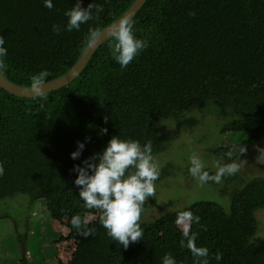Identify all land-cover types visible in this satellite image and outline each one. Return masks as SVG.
Masks as SVG:
<instances>
[{"label": "trees", "instance_id": "16d2710c", "mask_svg": "<svg viewBox=\"0 0 264 264\" xmlns=\"http://www.w3.org/2000/svg\"><path fill=\"white\" fill-rule=\"evenodd\" d=\"M74 2L53 0L49 10L42 0H0L8 65L3 75L8 80L31 87L30 78L41 71L48 73L43 83L61 76L89 43L90 32L111 24L133 0H97L103 7L98 20L82 24L79 31L53 33V24H66L64 13ZM89 2L82 0V6ZM132 20L137 37L149 46L126 68L112 59L106 39L84 70L61 88L34 98L0 88V212L6 206L17 208L10 203L22 200L27 208L44 203L54 220L70 221L73 215L83 220L91 209L78 196L73 165L101 151L112 135L141 145L151 141L154 158L175 143L172 126L186 124L192 116L211 117L210 174L217 161L230 162L226 153L234 146L245 148L239 160L264 143V0H146ZM101 128L107 133L101 134ZM86 137L80 159H71L76 141ZM159 168L155 182L177 178L174 172L185 170L170 162ZM245 170L218 184L207 182L222 200L201 197L152 221L142 217L146 200L143 238L127 248L112 241L98 215L90 224L93 235L78 239L65 264H162L166 253L176 264H196L197 258L181 246L184 231H158L162 224L179 221L182 211L200 218L189 232L196 235L198 247L208 248V264H264L256 216L264 209V175ZM7 216L0 213V218ZM12 223L24 252L31 227H24L22 218ZM39 257L37 264H44Z\"/></svg>", "mask_w": 264, "mask_h": 264}, {"label": "clouds", "instance_id": "9594fccd", "mask_svg": "<svg viewBox=\"0 0 264 264\" xmlns=\"http://www.w3.org/2000/svg\"><path fill=\"white\" fill-rule=\"evenodd\" d=\"M42 2L45 8H53V0ZM102 11L103 7L97 0H91L86 7L82 6V0H75L72 7L64 13L66 24L63 27L53 24L52 31L56 34L61 31H79L82 24L98 20ZM97 34L96 31L90 32L89 40H93ZM107 46L111 50L112 59L123 69L149 45L146 39L137 37L134 21L122 16L109 27ZM6 56L5 40L0 36V74L8 68ZM47 75L46 71H41L30 78V86L37 95L43 92L41 86ZM100 133H107V129L101 128ZM88 139L86 137L85 141H76L75 150L69 154L71 159H80ZM244 151L245 148L237 150L234 146L226 153L230 162H216L215 174L206 170L204 161L194 152L189 157L188 171L201 185L209 181L218 184L223 177L240 171L238 158ZM3 171V165L0 164V175ZM72 171L75 173L73 183L78 189V196L86 208L99 212V222L112 241L127 248L143 238L140 225L142 208L145 201L155 195L154 182L160 175V168L152 155L151 141L141 145L138 140L112 135L101 151L94 152L79 164H74ZM179 219L185 222L181 246L186 247L197 258L196 264H208V248L198 247L195 243L196 235L190 234L188 230L190 222H199V216H194L191 211H182ZM70 224L84 237L93 235V231L84 224L80 215H73ZM221 258L220 253L215 255L217 262ZM162 264H176V260L171 253H166L162 257Z\"/></svg>", "mask_w": 264, "mask_h": 264}, {"label": "rangeland", "instance_id": "374dc122", "mask_svg": "<svg viewBox=\"0 0 264 264\" xmlns=\"http://www.w3.org/2000/svg\"><path fill=\"white\" fill-rule=\"evenodd\" d=\"M192 117L195 119L187 121L186 124H179L170 128L177 138L175 143L166 154L154 157V161L158 166L170 162L179 169L181 167L185 170L174 172L177 175L179 173L177 178L172 177L154 182L155 195L148 198L147 210L142 216L146 221H152L167 211L181 209L187 203L201 197L213 196L222 200L217 196L219 194L216 187L209 183L201 185L188 171L190 167L189 157L194 152L204 161L205 168L213 167L212 159H208L206 156V150L209 144L212 143L208 142V138L212 141L215 140V134L212 133L214 131V121L211 117ZM251 151L248 157L238 160L241 164L240 170L245 173V167H247L251 174L264 175V143L256 144ZM10 204L15 205L17 208L11 209L6 206L0 212L8 214L6 218H0V264H19L21 260L37 264L36 261L40 259L39 256L42 257L44 264H65L71 259L78 245V239L83 236L71 226L67 218L51 219L44 203L39 204L40 208L36 204L27 208L26 203L22 200H14ZM98 215L97 210L91 209L83 219L84 224L90 228V224ZM256 216L261 228V239L264 241V209L258 210ZM20 218H22L23 226L31 227L29 230L30 239H28L30 246H27L24 252L21 245H18L16 241V228L12 223L13 220H20ZM23 226L20 225L19 231L23 229ZM194 228L195 224L190 222L188 230L194 231ZM158 231L161 234L182 232L185 231V222L179 220L165 223L159 226ZM46 232H48V236L44 235ZM37 243L39 249H37Z\"/></svg>", "mask_w": 264, "mask_h": 264}, {"label": "water", "instance_id": "95a60500", "mask_svg": "<svg viewBox=\"0 0 264 264\" xmlns=\"http://www.w3.org/2000/svg\"><path fill=\"white\" fill-rule=\"evenodd\" d=\"M145 2L146 0H133L130 6L117 19H115L111 24L99 31L97 36L93 40L89 41V43L85 46L76 62L67 72L57 78L43 83V85L41 86V91L43 92L41 94L37 95L31 87H23L11 82L3 74H0V88L6 91L7 93L17 97L34 98L69 84L84 70L91 56L102 44V42L108 39L109 27L113 25L114 22L122 16L132 19L136 15V13L141 9Z\"/></svg>", "mask_w": 264, "mask_h": 264}]
</instances>
